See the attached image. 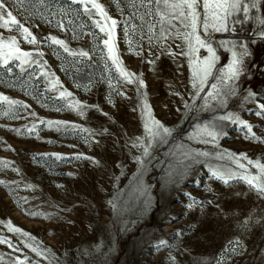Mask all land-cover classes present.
Wrapping results in <instances>:
<instances>
[{"label": "rangeland", "instance_id": "obj_1", "mask_svg": "<svg viewBox=\"0 0 264 264\" xmlns=\"http://www.w3.org/2000/svg\"><path fill=\"white\" fill-rule=\"evenodd\" d=\"M96 2L131 82L95 9L5 0L35 42L0 28L30 53L0 59V97L15 102L0 99V264H264V195L247 183L264 184V0L209 29L202 88L193 65L209 54L189 51L163 0ZM232 51L241 71L222 80ZM153 119L170 134L153 137Z\"/></svg>", "mask_w": 264, "mask_h": 264}, {"label": "snow or ice", "instance_id": "obj_2", "mask_svg": "<svg viewBox=\"0 0 264 264\" xmlns=\"http://www.w3.org/2000/svg\"><path fill=\"white\" fill-rule=\"evenodd\" d=\"M30 2L45 5V0H30ZM72 3L82 4L85 7V11L87 14L91 15L92 9H95L98 13H100L105 20H111L110 27L106 30L105 27L101 26L99 21H96L98 27H100L101 31H105L106 35L109 37L104 41L105 46L108 48L109 56L112 59L113 64L117 66L120 70V74L126 78H129V82H131V75L125 69L121 67V62L119 61L115 46H114V33L113 29L116 27V20L111 19L105 12L103 6L96 2V0H71ZM157 4L161 2V0H155ZM13 4L23 5L25 0H12ZM91 3L92 8L89 9L87 5ZM164 8L167 10H171L170 14L181 23L184 24V27L190 28L191 31L184 33L183 38L188 41L189 51L191 53H195L199 50V48H206L208 52V57L205 58L202 62L193 65V75L196 78H199V82L201 88L204 86L208 77L212 74L213 68L215 66V62L218 59L216 56V51L212 47V41L208 38L209 29L211 28L214 32H223L228 31V18L235 13L243 10L245 16L248 13V5L243 3V0H203L201 4L200 0H163ZM46 6V5H45ZM252 7H256L255 3H252ZM202 7L203 9V21L201 20V12L199 9ZM169 13L161 12V18L167 19ZM0 28L8 27L11 25H16L19 29L22 30L23 34H25V39L31 37V42H35V37L32 36V33L28 30V28L24 27L23 24L17 19V17L13 14L12 11L8 10L5 5V0H0ZM168 23L171 24L172 21L168 20ZM264 24V20L261 21ZM205 33V37L202 38L201 35L198 34V29L201 27ZM195 42V47H193V43ZM53 43L61 45L65 48V51H68L66 45L62 40H57L53 38ZM235 47V45H234ZM246 47V46H244ZM74 54V53H73ZM81 56H88L87 52H80ZM30 53H21L19 47L17 46V41L15 37L9 39L7 43L0 42V59L3 60L5 65L8 64L9 59L16 58L21 59V57H28ZM24 62V61H22ZM241 61L237 57V53L232 51V63L228 65V67L223 70L221 79L222 80H232L238 77L241 68ZM58 83V81H57ZM142 83V82H141ZM214 91H219L216 84L212 85ZM61 95H65V93H61ZM67 95H71L67 93ZM211 95V93H210ZM0 99L8 101V98L0 97ZM9 103H15L14 101H8ZM261 109H264V105L260 106ZM232 117H221V119H231ZM51 123V122H50ZM152 126L150 127L148 124H145V128L147 131L153 136H157L158 131H154L155 129H162L164 133L170 134V130L165 128L159 121L152 120ZM251 131V127L248 128ZM211 134V133H210ZM251 163V162H250ZM243 167V165H241ZM260 167L261 172H264V165H258ZM223 179V177H221ZM257 178L252 177L247 180V183L254 187L259 194L264 195V184L262 183H253ZM227 183V181H225ZM16 232H20V229H14ZM27 235V233H25ZM2 242V241H0ZM161 243H165L162 241ZM23 264V262H21Z\"/></svg>", "mask_w": 264, "mask_h": 264}]
</instances>
